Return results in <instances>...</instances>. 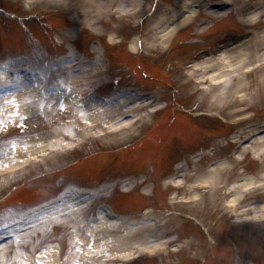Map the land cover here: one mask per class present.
I'll list each match as a JSON object with an SVG mask.
<instances>
[{
	"label": "rangeland",
	"instance_id": "rangeland-1",
	"mask_svg": "<svg viewBox=\"0 0 264 264\" xmlns=\"http://www.w3.org/2000/svg\"><path fill=\"white\" fill-rule=\"evenodd\" d=\"M157 1H151L149 11L157 6ZM174 1L163 0L165 3ZM90 3L93 5V9L89 8ZM85 5L87 10L83 9L87 16H82L80 19L75 17V20L73 11L77 14L79 10L69 5L63 7L54 3L47 4L45 0H39L32 7L30 0H0L2 8L14 12L18 16L29 13L32 15V20L28 22L18 17L20 24L17 23L18 26L15 24L13 26L4 22L5 20L2 18L4 14L2 11L0 12V60L16 57L15 55L20 56L18 53L25 51L26 48V56L31 58L30 65L33 67H40L45 64L48 58L64 52L70 53L79 50L86 56H94L95 49L93 48L92 38L101 36L108 43V55L113 62V66L107 71V75L109 77L113 75L115 78L113 77V83L101 84L99 90H103L106 97L114 98L111 102L114 105L113 107L118 103L126 104L125 97L127 95L120 91L122 86L139 85L144 90L150 89L155 84L162 86L161 88H153L156 93L160 92V97L157 98L156 103L148 107V110L151 111L159 105H163L165 108L150 117L143 118V121L135 126H131L133 120H130V115L124 113L122 115V127H132L129 128L127 133L109 132L110 134H101L104 132L102 129L81 133L78 131L79 125L76 124L72 127L68 122L75 119L76 122L81 121L80 123H83L84 113L88 114L87 112L96 111V116H103L105 111H101L100 108L104 106V103L89 99V103L81 104L74 100L75 107L65 111L58 107H45V97L37 100L32 97L23 98L25 103L20 106L16 114L10 109L6 111L8 122L7 127L0 133V149L6 148L9 151V148L16 145L52 140L56 135L66 136L73 130L78 134L77 141L74 144L78 143V139L82 140V143L74 148L63 146L64 144L53 147L48 150L46 155L40 157V162L33 163L31 167L26 171L24 170L25 172L22 174H18L13 180L2 178L3 180L0 182L2 183L0 184V219L2 216L4 218L14 216L18 211L26 210L41 201L60 195V193L69 194L74 189L71 187L84 188L82 190L85 192L92 191L90 188H97L96 190L103 192L105 196L97 200L96 204L105 200L110 201L113 204V213H115L116 218H119L118 215L121 212L128 214L129 221L127 223L134 218L138 219L145 214H149V212H159L156 209L161 204H164L165 215L167 216L172 215L170 210L182 214L190 210L187 212L201 215L211 223L217 221L211 225V231L217 237L216 249L218 248L217 243L222 241L221 235L224 232L231 235L239 243L241 249L239 264H264V247L260 245L264 244V228L242 227L234 224V219L239 220L241 224H252L250 222L245 223L248 220L247 218L264 216V210H262L264 205H257V203L264 204V188L252 192L250 195H245L243 200L233 208L227 197L226 200L222 199L223 192L218 188H214L215 191L221 193L219 196L211 194V197L202 198L203 201L200 205L187 208L175 205L172 200L200 196L201 192H188L179 189L172 197V189L168 188L164 181L162 182L164 176L178 166L179 163L185 160L188 161L192 151L198 149L194 155V158H196L201 150L210 152L216 146L218 151L214 154V158L205 156L199 160V164L198 162L188 161L189 166L185 170L189 171L185 176L186 182L192 185L200 183L202 176L197 173H190V171L195 172L200 164L206 163L207 165L212 161H219L230 155L234 147L233 141L249 136L244 131H249L253 128L252 124L262 121L258 115L264 114V70L257 71L255 75L250 77H245L242 70L251 63L262 61L264 58V56L261 57L264 53V43L261 38V35H264V12L260 18L258 17L259 22L254 25L251 22L246 23V25L241 24L238 21L237 11H232V13H227L228 15L223 20L211 26L205 33L193 35L191 26H189L178 31V34L173 33L172 40L169 37L164 43L151 42L147 49L149 54H144L145 57L143 58H135L131 54L132 32L135 29L142 28V25H138L137 18L136 20L132 18L120 23L116 18L117 13L129 10L127 8H117V3L112 4L109 2V5L106 3L98 5L94 0H86ZM94 6L99 11L94 12ZM109 11L111 13L107 14ZM102 14H104V17L98 20L95 19L96 16L101 17ZM206 15L208 14L202 9L200 17H206ZM217 18L220 19L222 16L218 15ZM24 24L29 28V32L21 31V29L25 30L21 27ZM245 28L254 32L251 42L258 41L261 44L258 52L255 53L254 49L245 47L243 43H240L239 46H233L227 40L226 43H228L223 56L220 51L218 54L222 59L214 58L216 62L220 61V65L223 64L225 67H238L236 68L237 79H232L230 83L218 86V88L207 92L206 95H202L184 78L183 70L179 71L176 67H173L170 70L171 72L164 73L166 65L172 64L173 60L177 59L188 63L197 47H214L212 42L218 35ZM110 29L116 30L119 35L114 39V42L109 39ZM13 34L14 41H11L10 38ZM184 38L186 40L179 43V46H175L178 39ZM3 40L7 42L3 44ZM18 40V45L13 47ZM109 42L115 46L110 45ZM169 42L171 43L170 47L164 50ZM125 61H128L129 65L125 64ZM27 64L29 65V63ZM92 67H86L89 70L87 75L92 72ZM12 68L10 67V69ZM66 71L60 72L66 75ZM10 73L7 71L8 75ZM226 76L229 75L226 74ZM126 77L127 79H124ZM241 81L244 83V88L238 93L236 85ZM174 84H176V88L172 90ZM209 84L210 80L208 79L207 85ZM218 96H226L221 99L226 102L225 105L217 106L213 102L217 101L218 103ZM234 96L243 99V103L240 104L243 110L230 114L226 106ZM65 97L66 95L63 96V99ZM124 101L125 104H123ZM125 106L127 107V105ZM140 113L144 115L146 111H140ZM255 114H257L256 117ZM187 115L194 116L195 119L189 120L185 117ZM105 118L107 117L103 116V119ZM109 119L107 118V120ZM114 123H116L115 119H112L106 125H114ZM67 142L70 143L73 140L66 139L64 143ZM253 151L255 152L256 148L252 147L251 150L243 152L241 161H236V163L228 166L233 174L228 176L226 181L221 180L222 184L225 185L235 180L242 181L243 177L254 176V182H258V179L262 178L264 174V157H255ZM57 175H68V177L57 178ZM114 176L121 177L122 179L119 180L124 183L131 181L137 183L134 184L135 187L134 185L131 186L132 189L129 192L125 190L130 187L124 185H117L112 189L111 185L118 182H111ZM145 176L149 179L146 180V183H141L140 181ZM106 181L108 182L105 183ZM104 186H107V188L104 189ZM148 189L150 190L148 191ZM154 189V195L150 196L148 192ZM96 204L92 207L94 210H90L88 216L90 219L99 217L100 223L87 228H98V233L103 234L104 237H109L108 239L112 241L127 234H131L135 238L141 233L147 234V239L151 241L144 243L145 240L142 243L128 244L127 249L146 247L154 243V239L164 238L163 232L165 231L151 225L134 230L128 224L120 226L105 221L100 207H96ZM253 205L260 207V210H253L255 212L252 213L253 211L246 209L247 206ZM218 217L225 221L218 224L219 221H222L221 219L216 220ZM61 218L63 219L64 216L62 215ZM80 221L82 222V219ZM228 225H230L229 228ZM88 234L91 236L88 237ZM118 235L120 236L118 237ZM167 236H173V234ZM76 237V241L85 242L88 247H92L97 243V239H100L97 232H88L84 237ZM132 237L127 238L128 243L132 242ZM255 237L261 243L256 240L255 242L253 240ZM72 238V226L56 225L55 228H49L44 234H39L34 242V247L37 246V251L41 253L50 249L56 256V261L58 256L61 255L64 258L63 264H71V260L68 259L74 256L70 254L71 245L75 242ZM38 240H42L40 244H38ZM21 244L22 241L17 240L14 248L9 253L6 252L9 257L7 264L17 263L19 259L20 261L25 259L27 264H31L29 254L32 248L29 246L24 253H21ZM116 249L114 248L112 253L116 254L122 251H116ZM89 250L84 251L86 256L89 255ZM205 250V255L209 254L208 248ZM217 251L219 255L217 257L213 256L211 261L213 264H225V251L221 249H217ZM220 252H223L224 256ZM13 256L15 257L13 258ZM179 260V258L169 256L161 260V264H179ZM79 262L74 264H79Z\"/></svg>",
	"mask_w": 264,
	"mask_h": 264
},
{
	"label": "bare ground",
	"instance_id": "bare-ground-1",
	"mask_svg": "<svg viewBox=\"0 0 264 264\" xmlns=\"http://www.w3.org/2000/svg\"><path fill=\"white\" fill-rule=\"evenodd\" d=\"M37 0H33V2H35ZM57 2H64V3H74V4H80L79 0H70L68 2H66V0H56ZM96 2H99L98 0H95ZM109 1V0H108ZM111 3H117L118 6L117 8H127L130 12H139L140 10H142V6H144L145 4L142 2V0H113L111 1ZM180 3V1H179ZM178 3V4H179ZM177 4V5H178ZM261 4H250L248 9L254 10L257 9L259 7H261ZM191 3L188 2L185 4V8H188V13L183 16L180 21H178L174 26L171 27V25L173 24L172 20H174L175 17H177L179 15V7H175V6H164L160 9V12L155 15L150 23L148 24V29L150 30L151 34L148 37V41L145 44V49L147 50L149 45L151 44L152 41L154 42H161L164 43L172 34L173 32L177 29V27H181V25L185 24V23H189V24H193L198 22V16L196 13L197 10H194L193 8L190 9ZM80 8V12L85 13L81 8ZM116 8V9H117ZM231 10H225V11H219V10H210L207 13L210 15L211 17V21H217L215 18L218 17V15H221L222 18ZM146 11H144L143 13H145ZM264 12V10L262 11H256L255 13H252L250 16H248V18L246 19V22H249L250 20H256L258 19L257 17L260 16L262 13ZM208 21H205L204 25L201 27V31H204L207 27ZM249 37V38H248ZM251 36H247L244 39H242V42L244 44L245 47L250 48V49H254V52H258V49L261 48V44L258 41H254L251 42ZM261 38L263 40L264 43V35H261ZM113 40V39H110ZM133 48L135 49V39H133ZM162 47V46H159ZM208 52H205V54H207ZM260 55V54H259ZM223 56V54H222ZM264 56V53H262L261 57ZM212 58V57H211ZM207 57L205 60H203L199 65H197L195 67V70L193 72H191L189 75L191 78H195L197 77L196 72L197 71H202V74H199V78H197L196 80L198 81L197 83H199V81L203 82L206 80L205 76H208L211 81H217L222 79L223 77H226V74L224 75V73L227 71L228 68H238L236 66H224L223 64H221L220 61H217ZM222 57L218 56L217 59H219ZM259 62V61H258ZM255 63V62H254ZM228 64H230V62H228ZM58 70L57 68H53L51 70V73H53L52 71H56ZM264 70V65H262V67L259 70H255L251 76H253L257 71H262ZM99 77V75L97 76V78ZM46 80V78L44 79V81ZM84 79L81 77V75L79 74H72V76L69 77L68 81H67V85L71 88V89H75L79 86V84H83ZM40 84V83H39ZM51 86V85H48ZM217 86V85H216ZM213 86V87H216ZM39 87L41 88L42 85H39ZM30 86L28 85H23L22 87H18L17 90L13 91V92H9L7 94V96L5 97L3 103L0 105V127L1 130H3V128L5 127V125L7 124V112L8 111V106L12 105L10 110H13L14 114H16L19 109L20 106H22L25 103V100L21 99V97H27L29 94V90ZM244 88V83L241 81V83L239 82L236 85V90L237 92H241ZM46 89H47V85H43V87L41 89H36L35 91H33V95H34V99L37 100L39 98H46V102L44 104L45 107L48 108H56L58 107L59 109H67L68 107H71V104L66 102L63 99V96L61 95L64 92V89L62 90V92H60L61 90H59L60 88H58V90L56 89H50L47 93H46ZM212 90L211 88H205V95L207 94L208 91ZM14 95V96H13ZM36 95V96H35ZM204 95V94H203ZM14 97L15 102L13 103H9V99L11 97ZM132 97H134V95H132ZM224 97L218 96V103L217 101H213L215 104H217V106H221V105H225L226 102L221 100ZM126 101V100H125ZM125 101L123 102V104H125ZM155 101V100H154ZM151 100H143L141 101V103L139 102L138 104H136L133 108L131 107H126L125 105H122V103H118L115 105V107H113L114 105H111L110 107L107 108H100L101 111H105L103 113V116L110 118L109 120H107V118L103 119L102 115L96 116V111H93L92 113L87 112L88 114L84 115V121L83 123L80 124V122H76L77 125H80L78 131H80L81 133L83 132H90L91 130H98L100 131L102 129V131H104L105 129H109L110 131L114 130V129H118V128H122V127H114L113 125H106L107 123H109L110 121H112V119H115L114 125L116 126H120L122 123V115L124 113H129V111L133 112L136 110H140V109H145V107L149 104H151ZM241 103H243V99H238L237 96H234L231 98V100L229 101V103H227L226 109L229 110L230 114H233L234 112H240L243 109L241 108L242 106L240 105ZM4 107H7L5 109H3ZM43 107V108H45ZM118 117H120L119 119H117ZM142 120V119H141ZM141 120H139V122L136 124L138 125ZM69 125H73V123H68ZM106 125V126H105ZM84 127V128H81ZM252 132V131H250ZM76 136H78V134L76 132H69L66 136H61L60 135H56L54 139L52 140H48V141H44V142H38V143H34V144H29V143H24V144H20V145H16L15 147L9 148V151H7L6 148H2L0 149V182H2V178H8V177H12L15 173L18 174H22L23 172H25L27 167H31L34 162L37 163L40 161L39 157L40 155H46L47 151L49 149H51L52 147H56V146H67L69 147L70 145H73L75 141H77ZM66 139H70L73 140V142L70 143H64L66 142ZM82 141L80 139H78V143H81ZM264 132L260 135L257 136L250 142V144L244 146V148H242L241 151H239V153H243L245 151H249L251 150L252 147L256 148V151L254 152L255 157H264ZM199 160H195V162H198V164L200 163ZM236 161H238V158L233 157L232 159H228L227 161H223L221 163H217L215 164L214 167L210 169H208L204 163L195 170V173L201 175V182L198 183L200 184L199 187L204 186L206 189L211 187L209 189V192L207 193L209 195V197H211V194L214 196H219L221 193L219 191H215L214 188H218L219 189V185H223L221 183V180H225L228 178V176L232 175L233 172L230 170V168H228L229 165L236 163ZM31 165V166H30ZM25 170V171H24ZM18 174L14 175L12 178H9L10 180H13L14 177L18 176ZM184 176H186V173H184ZM200 179V178H199ZM244 181H233L231 182L229 185V187L225 188L224 191V197H229L230 200V205L232 206V208L237 204L240 203L245 195H250L252 192L257 191V189L260 188H264V175L262 176V178L258 179V182H254L255 177L254 176H250V177H243ZM174 179H172V183ZM5 182V181H4ZM227 183V182H226ZM229 183V182H228ZM2 184V183H0ZM216 184V186H215ZM177 185H179V183H177ZM197 185L195 186V188H193V186L191 187V190L193 191V189H197ZM212 189V192H211ZM200 190V189H199ZM189 200L192 199H197V198H188ZM78 203H74L71 202V204L68 205H63L60 209H56L54 211H52L49 214L43 215V216H38L35 214H28L25 217L22 218H18L19 215L14 219L16 220V222L14 223L11 232H17L15 233L17 235V237L23 241V246H28V244H31V242L29 243V239H31L32 237H36L39 232H43L44 230H46V228H48L52 223H54L57 220V217H55L54 215L57 213H61L64 212L65 210H67L69 207L72 208L70 210V213H75L77 212V207H78ZM197 206V205H196ZM194 206H191V208ZM246 207V206H245ZM253 206H247V208H250ZM264 208V207H263ZM262 208V210H264ZM72 215H75L73 214ZM56 219V220H55ZM248 220L250 218H247ZM68 223V222H67ZM116 223V222H115ZM95 224V223H94ZM97 224V223H96ZM84 227H87V225L85 223L82 224ZM117 225V224H116ZM102 226V225H99ZM142 227H139L138 229H141ZM136 230V229H134ZM78 232L79 233H84L85 230L82 227L78 228ZM76 233V230H75ZM14 234V235H15ZM83 235V234H82ZM129 236V234H128ZM138 237H135L136 239L134 240L135 243H141L144 242L147 235H137ZM16 237V238H17ZM14 238V240L16 239ZM14 240H8L4 243H2V245H0V261L1 263H5L6 259V251L7 248L9 247V244H11L12 242H14ZM122 240V239H121ZM109 243V242H108ZM106 244V243H105ZM101 245L102 242L99 243L98 246H96L95 248H100V249H104V247H102ZM114 244H107V246L113 247ZM35 250V249H34ZM132 250V249H131ZM130 250V251H131ZM98 251V250H97ZM127 251V252H130ZM75 252H79L82 253L80 250H76ZM74 252V253H75ZM99 252V251H98ZM127 252H124V254H126ZM96 253V252H93ZM92 253V254H93ZM114 254V253H113ZM112 254V255H113ZM123 254V253H122ZM40 259V263L41 264H47V261H54L55 260V255L52 253V251H45L44 254L42 253V255L39 256ZM69 260H71V264H74L75 262L81 261V258L78 255H74V257H71ZM83 260L84 262H86V258L83 254ZM18 264H26V263H18Z\"/></svg>",
	"mask_w": 264,
	"mask_h": 264
}]
</instances>
